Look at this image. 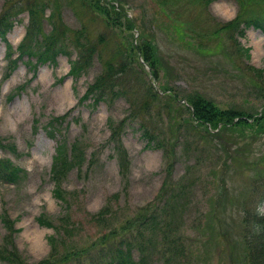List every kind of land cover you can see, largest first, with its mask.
<instances>
[{
    "label": "rangeland",
    "instance_id": "rangeland-1",
    "mask_svg": "<svg viewBox=\"0 0 264 264\" xmlns=\"http://www.w3.org/2000/svg\"><path fill=\"white\" fill-rule=\"evenodd\" d=\"M24 1L0 0V15L13 13L15 4L24 6ZM46 1L45 14L28 37V10L16 16L7 34L13 46L11 59L19 57L22 42L39 48L57 31L49 19L54 1ZM255 1L244 10L245 15L262 11L264 5ZM60 4L55 21L70 39H66L69 47L58 54L56 62L34 67L25 55L12 68L7 44L0 39V143L4 146L0 147V157L9 158L24 170L19 183L0 180V252H10L12 243L19 252L15 262L0 257V264L38 263L50 257L54 241L57 253L73 246L74 250L89 251L85 264L105 263L107 253L101 251V238L109 226L133 218L142 207L156 201L165 178L163 148L146 146L141 122L155 136H179L174 178L190 185L171 213L176 227L173 232L181 236L184 252L162 254L155 248L147 264H244L247 229L253 221H264V217L254 215L264 216V181L256 180L253 165L264 154V134L252 138L246 128L239 135L235 133L238 142L229 148L235 158L230 159L216 146V140L187 131L185 135L183 126L178 129L177 120L181 113L191 116L183 98L193 89L214 97L223 108L260 110L264 98L250 90L232 61L237 60L235 45L240 43L250 53L249 59L242 58L244 65L261 67L264 73V32L245 23L229 24L241 11L238 0L104 3L123 12L122 30L108 25L103 13L88 10L80 0H60ZM126 18L132 26H127ZM83 24L95 41L104 37L100 44L104 59L119 60L118 43L123 42V35L134 44L140 33L154 38L168 62L165 66L171 67L170 73L164 66L154 77L139 56L142 66L131 60L135 69L123 73L121 96L110 95L100 102L86 97L104 61L95 58L87 70L72 73L79 51L71 40ZM240 28H244L243 34ZM164 79L177 92L161 90ZM149 86L155 96L147 93ZM168 93L177 97L175 111L174 104L167 101ZM59 142L61 153L76 162L67 176H62V198L55 195L52 178L54 167L62 159L57 150ZM118 146L123 156L127 154L128 168L122 169ZM107 206L115 210L117 218L112 223L96 222L94 215ZM40 215L54 225L41 224ZM149 234L143 231L141 238ZM150 236L160 235L157 230ZM132 253L136 258L135 250Z\"/></svg>",
    "mask_w": 264,
    "mask_h": 264
},
{
    "label": "trees",
    "instance_id": "trees-1",
    "mask_svg": "<svg viewBox=\"0 0 264 264\" xmlns=\"http://www.w3.org/2000/svg\"><path fill=\"white\" fill-rule=\"evenodd\" d=\"M54 6L52 13L49 15L50 21L54 24V28L57 31L52 34L47 42L39 48L33 47V43L22 42L18 46L20 52L18 58H12V44L9 42L7 34L13 28L16 16L24 10H28L30 14L29 27L27 28V33L25 37L31 35L33 28L42 20L46 7L48 5L46 0H25L24 6L15 4V9L13 13L15 16H11L10 13L4 12L0 15V39L4 40L7 44L8 55L11 59L10 67L15 68L18 59L23 56H28V62L30 66L36 67L39 63H44L47 61H57V56L61 52H65L69 47V42L66 39H70L68 35L64 34V30L57 26L55 21L56 12L60 13V0H53ZM75 0H73L74 2ZM112 0H80L81 5L87 7L88 10L95 9L103 13L106 17V23L111 25L114 29L118 28L122 30L123 25V12L121 10L115 9V5L108 6L104 3H111ZM120 1L121 0H117ZM241 4V11L229 21V24H239L245 23V26H255L260 28L264 32V8L262 11L256 15L244 14V10L247 6L256 4L255 0H238ZM259 4L264 5V0H258ZM127 26H132L133 22L126 18ZM117 24H120L117 26ZM239 32L243 34L244 28H240ZM123 34V32H119ZM133 34H130V37ZM124 36V35H123ZM119 46V60L114 59H104L102 52L100 51V44L103 42L104 37L101 35L99 41H95L90 35L88 28L85 24L83 27L77 30L75 38L71 40L74 46L79 51V57L72 62L71 71L74 74H79L82 70H87L92 61L95 58L102 59L104 61V67L102 71L95 77L94 82L88 87L85 96H93L95 102H100L107 96L117 95L118 97L123 94L120 88V81L123 77V73L135 69V62L139 63L138 57L141 56L145 66L148 65L149 69L154 77H158V71L163 68L167 62L164 57L159 53L157 43L154 38L146 36L142 33L139 34L138 41L136 44L129 42L127 38H123ZM56 42V44H55ZM235 50H237L236 58L233 60L232 64L236 67L238 73L241 75L242 79L251 86V91L258 98H264V73L263 68L257 67L250 63L244 65L242 58L249 59L250 53L249 48L237 43L235 45ZM36 58V62L33 58ZM135 60V62H132ZM171 70L170 66H165L164 70L167 73ZM126 72V73H127ZM125 73V74H126ZM125 79V78H123ZM247 87V85H246ZM161 90L165 91L169 89V92L175 89L169 85L168 80L164 79ZM148 94L155 96L153 88L149 86L147 88ZM176 91V90H175ZM177 92V91H176ZM176 92H174L176 94ZM167 101L174 104L172 107L175 111L178 107H175L177 97L174 94H167ZM187 104L186 109L190 112L191 116H184L183 113L179 114L178 117V129L183 126L186 131L190 132L192 136L203 138L205 140H216L217 147L223 150L226 154V158L234 159L233 153L229 150L230 146L238 142L235 137V133H238L244 128L246 130H251V137H255L259 134H264V104L261 106L259 111H251L242 107L227 106L225 108L220 107L214 97L207 95L200 89H193L185 94L183 98ZM58 121V118L55 119ZM123 122V121H122ZM142 137L146 139L147 147H162L164 154V174L165 178L161 185V188L156 197V201L150 202L145 207H142L141 211L138 212L133 218H126L117 226H109V232L105 234L101 239L103 244L102 250L107 254L105 257L104 264H147L150 258V253L155 248H160L161 253L166 252L172 253H183V241L181 236L177 231L173 232L176 227L173 226V220L171 217L172 209L174 204L178 201V198L184 196V192L187 187L190 186L186 181L174 178V165L177 161V147L179 143V136L172 133L171 136H166L165 138L153 135L146 125L141 122ZM121 125L118 127V129ZM114 130L113 138L115 139ZM155 136V137H154ZM183 137V136H182ZM165 140V147L164 146ZM186 140H189L188 138ZM0 147L4 146L0 143ZM59 149V154L61 160L58 161L53 169L52 178L55 180V190L54 193L57 197H63L62 181L66 174L71 170V168L76 164L68 156L61 153L63 146L62 142L57 145V150ZM120 153L119 162L122 166L127 167L129 165V159H126L127 154L121 150V146L117 147ZM127 163V164H126ZM263 163V164H262ZM264 167V154L259 156L258 162L253 165L256 166L255 175L256 180L264 181V170L261 169L260 165ZM23 169L14 164L9 158L0 157V180L7 181L10 183H19L23 175ZM62 176H64L62 178ZM264 184V183H263ZM110 206L105 207L98 213L94 215L96 222H114L116 217V212L113 209H108ZM106 209V210H105ZM259 216L261 219L263 215L254 214ZM6 219V218H5ZM6 222L8 220H5ZM39 222L43 225H54L53 221L47 219L44 215L39 216ZM105 222V223H107ZM60 224L55 225L56 228ZM67 224L65 225V228ZM150 231L151 234L159 233V238L157 236L147 235L141 238L143 231ZM141 238V239H140ZM246 253L244 255V264H264V221L258 220L253 221L247 229V236L245 240ZM17 246L12 243V249L10 252L7 249L4 252H0V257L7 258L12 262H15L17 254L19 253L16 249ZM75 247L71 246L65 252H55L58 249L56 241L52 243V253L50 257L42 259L40 262L35 264H85L84 258L86 254H89L88 250L82 252L80 250H74ZM54 250V251H53ZM136 252V258L133 257V251ZM132 251V252H131ZM164 252V253H163ZM4 253V254H2ZM231 254V251H229ZM25 264V263H23Z\"/></svg>",
    "mask_w": 264,
    "mask_h": 264
},
{
    "label": "bare ground",
    "instance_id": "bare-ground-1",
    "mask_svg": "<svg viewBox=\"0 0 264 264\" xmlns=\"http://www.w3.org/2000/svg\"><path fill=\"white\" fill-rule=\"evenodd\" d=\"M148 68H149V66L148 65H146ZM66 93V92H65Z\"/></svg>",
    "mask_w": 264,
    "mask_h": 264
}]
</instances>
